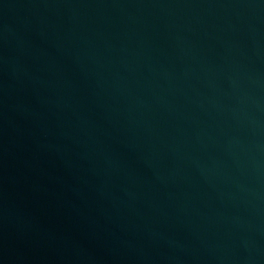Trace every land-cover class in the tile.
<instances>
[{"label": "water", "instance_id": "water-1", "mask_svg": "<svg viewBox=\"0 0 264 264\" xmlns=\"http://www.w3.org/2000/svg\"><path fill=\"white\" fill-rule=\"evenodd\" d=\"M0 264H264V0H0Z\"/></svg>", "mask_w": 264, "mask_h": 264}]
</instances>
